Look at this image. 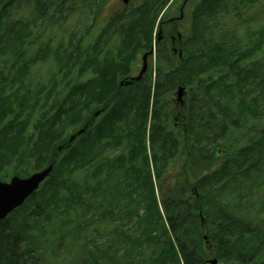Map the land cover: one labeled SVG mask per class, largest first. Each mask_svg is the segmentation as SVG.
<instances>
[{"label":"trees","instance_id":"obj_1","mask_svg":"<svg viewBox=\"0 0 264 264\" xmlns=\"http://www.w3.org/2000/svg\"><path fill=\"white\" fill-rule=\"evenodd\" d=\"M106 2L0 0V264H264V0Z\"/></svg>","mask_w":264,"mask_h":264},{"label":"water","instance_id":"obj_2","mask_svg":"<svg viewBox=\"0 0 264 264\" xmlns=\"http://www.w3.org/2000/svg\"><path fill=\"white\" fill-rule=\"evenodd\" d=\"M129 0H122L123 3H127ZM181 17V16H180ZM162 36V31L159 28L157 32V39L159 40ZM181 34L178 32V37ZM154 51V44L151 45L150 49L145 52L141 59L142 64L141 68L136 76H130L122 79L119 82L120 86H127L132 84L135 81H138L143 73L147 69V57L152 54ZM178 55L181 56V50H179ZM185 93V88L183 86H178L176 90V100L181 104L184 102L183 96ZM99 111L94 112V115L97 116ZM87 124L76 130L73 134L70 135L69 141L74 140L78 135L82 134L85 131ZM59 146L57 149H60ZM52 171V164L31 173L26 177H19L17 175H12L8 181L0 180V220H2L6 215H8L15 208L23 204V202L31 196L39 187V185L48 177ZM206 237L204 236V239ZM210 264H215L216 259L209 261Z\"/></svg>","mask_w":264,"mask_h":264},{"label":"rangeland","instance_id":"obj_3","mask_svg":"<svg viewBox=\"0 0 264 264\" xmlns=\"http://www.w3.org/2000/svg\"><path fill=\"white\" fill-rule=\"evenodd\" d=\"M132 3H134V4H136V3H138V1L139 0H130ZM180 3H182V0H176V4H174L173 6H171V12H170V14L171 15H173L174 17H176L177 16V13H178V8H179V5H180ZM125 4L124 3H122V1L121 0H107V2L105 3V5L103 6V8H102V10H101V12L99 13V19L98 20H100V21H103V23L104 22H106L114 13H116L119 9H121L123 6H124ZM175 5H176V8H175ZM171 15H169V16H171ZM90 18V17H89ZM89 20L90 19H88L87 21H86V18H84V19H81L79 22H78V28H79V30H81V31H83V29H84V27H86V25H87V23L89 22ZM185 24V23H184ZM183 23H181V22H178V24L176 25L177 26V28L179 29V30H181L182 28H183V25H184ZM171 25H173L174 26V23H171ZM171 25H169V26H166V27H163L162 29L165 31V33L167 32V30L170 28V27H172ZM172 30V29H171ZM171 30H169L170 32H171ZM240 33V32H239ZM157 34V30H155V35ZM173 34H175V36H176V33L173 31ZM244 34L242 33V36H243ZM168 40V39H167ZM169 41V40H168ZM167 41V45H168V47L170 46V44H169V42ZM173 47L175 48V50H176V52H175V54L177 53V49H179V45H178V41L177 40H175V43L173 44ZM154 61H155V57L153 56H149L148 57V63H147V65L149 66V63L151 64V66H152V70H154L153 71V73H152V76L154 77L155 76V71H156V67L155 66H153L154 65ZM140 66H141V56H139L138 57V60H137V64H136V67L134 68V70L132 71V74H136L138 71H139V69H140ZM147 66V67H148ZM148 68H147V71L145 72L146 74H149L148 73ZM42 72H44V71H42ZM43 74V73H42ZM43 76L45 77V73L43 74ZM184 95H185V93H184ZM169 99L173 102V104H176V103H178V101L176 100V92H175V95H174V93H171V96L169 97ZM183 99H184V101H185V103H186V100H187V98L185 97V96H183ZM180 104V103H179ZM9 179V177H6L5 178V180L7 181ZM205 237H206V235H205ZM212 259H215V258H212ZM215 264H221V262H217V260H216V263Z\"/></svg>","mask_w":264,"mask_h":264},{"label":"flooded vegetation","instance_id":"obj_4","mask_svg":"<svg viewBox=\"0 0 264 264\" xmlns=\"http://www.w3.org/2000/svg\"><path fill=\"white\" fill-rule=\"evenodd\" d=\"M173 18V17H172ZM172 18H169V20H171L170 22H173L174 21V19H172ZM162 31V30H161ZM163 32H162V36H161V38L160 39H162V37H163ZM165 36H168V38H170V44H171V48L173 49V51H175V48L173 47V44L175 43V35H173L170 31H167L166 33H165ZM147 71V70H146ZM145 71V72H146ZM139 72V71H138ZM138 72L136 73V74H131L130 76H135V75H137L138 74ZM129 76V77H130Z\"/></svg>","mask_w":264,"mask_h":264},{"label":"bare ground","instance_id":"obj_5","mask_svg":"<svg viewBox=\"0 0 264 264\" xmlns=\"http://www.w3.org/2000/svg\"><path fill=\"white\" fill-rule=\"evenodd\" d=\"M157 35V34H156ZM59 147V146H58ZM58 150V149H57Z\"/></svg>","mask_w":264,"mask_h":264}]
</instances>
